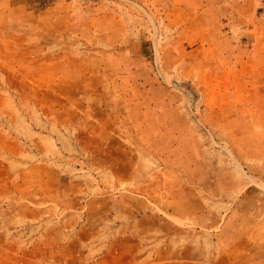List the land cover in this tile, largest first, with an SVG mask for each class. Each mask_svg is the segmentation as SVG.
<instances>
[{
  "label": "rangeland",
  "instance_id": "obj_1",
  "mask_svg": "<svg viewBox=\"0 0 264 264\" xmlns=\"http://www.w3.org/2000/svg\"><path fill=\"white\" fill-rule=\"evenodd\" d=\"M163 1L159 11L166 13L172 8L170 0ZM46 2L0 0V264H207V196L221 195L233 204L240 186L235 170L244 174L241 186L264 192V178L245 172L251 169L252 145L264 133L259 129L264 114L257 111L261 101L255 98L259 86L240 80L249 78L255 58L237 50L238 44H250L248 33L229 36L221 44L220 61L207 63V30L200 21L179 56L167 50L158 60L144 41L139 52L144 61L100 68L96 82L89 83L98 85L101 105H113L116 93L141 98L150 130L140 135V144L148 154H168L178 146L181 169H192L197 179L196 186L189 185L195 186L190 204L165 184L171 180L149 155L136 167L143 177L130 185L95 170L75 146L52 142L50 129L59 120L44 110L65 104L57 94L76 84L67 83L75 77L68 68L45 65L51 49L42 48L44 40L29 45L28 26L38 21ZM202 2L197 9L207 10V0ZM145 15L155 33L148 10ZM255 26L263 27L264 20ZM22 29L27 32L19 36ZM170 33L164 32V44L172 40ZM236 61H243L242 67ZM70 116L71 125H83ZM263 150L254 147L256 155ZM193 152L196 161L186 162ZM260 166L264 170V163ZM207 170L227 176L207 180ZM221 183L228 195L220 191ZM143 188L149 193H139ZM210 191L217 193L210 196ZM182 205L195 209L191 220L172 217L183 215Z\"/></svg>",
  "mask_w": 264,
  "mask_h": 264
},
{
  "label": "crops",
  "instance_id": "obj_2",
  "mask_svg": "<svg viewBox=\"0 0 264 264\" xmlns=\"http://www.w3.org/2000/svg\"><path fill=\"white\" fill-rule=\"evenodd\" d=\"M205 3L207 10H198L203 5L202 0H170L172 9L164 13L159 11L163 0H48L38 13V21L32 28L28 26L29 45L37 47L39 40H44L42 48L51 49H48L50 56L44 60L45 65L68 68L75 77L67 78V83L76 84L73 90L62 88L57 94L62 102L67 99L65 104L44 110L59 120L50 129L52 142L59 141L61 148L75 146L95 170L108 172L113 179L127 180L130 185L133 178L143 177L136 167L143 156L149 155L158 165L157 171L171 180L165 184L174 192L181 191L183 201L195 203L196 175L190 168L187 172L181 169L178 146L171 148L168 154L167 151L148 154L142 148L139 137L150 130V124L146 120L149 110L142 105L141 98L116 93L118 100L113 105H101L98 85L89 83L96 82L100 68L132 66L144 61V55L139 53L144 41L157 52L158 60L167 50L179 56L181 45L187 44L201 21L207 30V63L220 61L221 44L229 36L240 37L248 33L250 44L247 47L238 44L237 50L250 52L255 58L249 78L240 80L259 86L255 98L261 101V107L257 111L264 114V92L261 91L264 86V26H255L259 19L264 20V1L255 4L254 0H247L245 4L244 0H207ZM148 4H156L152 7L154 11ZM147 10L155 24V33L145 15ZM165 31L173 35L167 44H164L167 40H163ZM26 32L22 29L17 33L24 36ZM34 39L37 43L33 44ZM235 65L242 67L243 61H236ZM85 66L90 69L84 71ZM70 115H75L83 125H71L68 119L73 116ZM259 129L264 131L262 126ZM259 137L261 139L252 145L251 169L245 171L258 180L264 178L260 166L264 163V150L256 155L254 147L264 148V133L261 132ZM44 141L50 145L49 139ZM191 157L186 162L196 161L194 152ZM148 171L155 169L147 168ZM233 173L234 178H231L236 180V186L240 185L236 188L233 204L221 195L215 200L207 196V264H264V192L249 184L241 186L244 174L237 170ZM226 176L224 172L207 170V180ZM181 178L184 179L180 185ZM191 184L195 186L190 187ZM215 187L211 181V188ZM219 187L228 195L227 187L222 183ZM139 193L149 192L143 188ZM216 193L210 191L209 194ZM161 208L167 211L164 206ZM179 210L183 215H172L177 220L183 217L191 220L195 214L192 206L182 205ZM228 228H234L232 233H228Z\"/></svg>",
  "mask_w": 264,
  "mask_h": 264
}]
</instances>
